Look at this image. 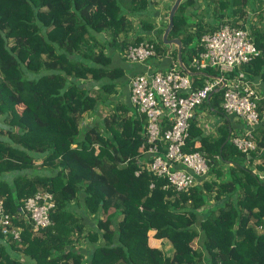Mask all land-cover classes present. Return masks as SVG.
Wrapping results in <instances>:
<instances>
[{
    "label": "trees",
    "instance_id": "1",
    "mask_svg": "<svg viewBox=\"0 0 264 264\" xmlns=\"http://www.w3.org/2000/svg\"><path fill=\"white\" fill-rule=\"evenodd\" d=\"M155 3L0 0V197L12 216L39 188L55 199L52 224L39 235L13 218L21 241L7 240L12 252L0 245V264H24L21 255L30 264H264V100L258 148L245 154L231 141L222 89L211 93L205 105L220 117L218 135L201 132L195 118L183 148L204 153L208 178L177 192L141 161L145 117L111 98L123 70L111 67L109 49L142 42L155 28L146 19ZM263 10L264 0L181 1L168 37L180 39L183 64L199 72L195 87L217 72L188 67L184 53L190 61L200 36L225 21L247 27L260 51L241 67L245 75L263 73ZM154 43L164 52L162 39ZM170 55L176 60V50ZM86 113L93 120L81 126ZM36 160L45 173H34ZM151 230L171 255L148 243Z\"/></svg>",
    "mask_w": 264,
    "mask_h": 264
},
{
    "label": "built area",
    "instance_id": "2",
    "mask_svg": "<svg viewBox=\"0 0 264 264\" xmlns=\"http://www.w3.org/2000/svg\"><path fill=\"white\" fill-rule=\"evenodd\" d=\"M259 53L247 27L225 21L213 31L203 33L197 51L190 56V68L202 71L212 67L217 72L207 77L201 87L194 86L193 76L185 73L173 58L174 62L165 70L148 67L129 78L130 104L146 122L145 143L140 147L148 159L141 161L151 173L167 180L164 187L181 192L208 178V158L204 153L187 152L183 148L190 123L196 117V108L204 105L211 93L219 89L223 91L222 110L228 117L238 118L243 125L242 131L231 137L232 143L245 154L257 150L254 133L262 121L258 104L264 96L258 88L259 82L264 81V71L249 79L241 67ZM124 54L130 62L140 64L159 56L155 43L148 40L128 46ZM54 207L53 193L42 189L28 196L17 215L12 216L6 212L0 197V234L6 240L20 242L21 227L13 222V218H18L30 224L33 235H39L52 224L50 211Z\"/></svg>",
    "mask_w": 264,
    "mask_h": 264
},
{
    "label": "rangeland",
    "instance_id": "3",
    "mask_svg": "<svg viewBox=\"0 0 264 264\" xmlns=\"http://www.w3.org/2000/svg\"><path fill=\"white\" fill-rule=\"evenodd\" d=\"M155 11H154V13H152V14H147V16H146V19L148 20V21H151V22H153L154 23V26H155V28H154V30L150 33V34H145V33H142L141 34V36H142V38H143V41H146V40H148V39H151V40H153L154 42H159L160 40H161V37H160V34H158V33H154L155 31H158V30H160V29H162V28H165V24L167 23V21H166V15H167V13H168V11H169V9L167 8V6L169 5H171L172 4V0H155ZM200 10V12L203 10L202 8H200L199 9ZM257 13H259V11L258 12H253V13H251V18H253V19H258V15H257ZM262 16V15H261ZM262 19V24H264V10H263V17L261 18ZM241 21H239L238 23H240ZM133 23L135 24L134 25V27H133V30L131 31V32H133L134 31V29L136 28L137 29V20L136 19H134L133 20ZM130 32V33H131ZM130 33H129V35H130ZM132 34V33H131ZM130 36H132V35H130ZM104 37H107V35L106 34H104ZM120 38L122 39L123 37H122V35H120ZM130 39H132V38H130ZM196 45V42H192L190 45H189V47H193V46H195ZM160 48L162 49V51H164L163 53H167V50H168V45H166V44H163L162 43V45L160 46ZM173 51H175L174 49L169 53V55L171 54V53H173ZM121 54H122V52H121ZM184 56H185V61L187 62L186 64H187V66L188 67H190V62L188 61V57H187V54H186V51H185V53H184ZM170 57H171V55H170ZM171 59H172V57H171ZM130 62V61H129ZM131 64H138V63H134V62H130ZM115 93H116V90H115V92L114 93H112L113 95H115ZM112 98V97H111ZM113 100H117V98H114ZM206 106V107H205ZM197 111H199V112H204L205 113V115H206V118H203L204 120H202L201 122H198L197 121V126L198 127H200V129H201V132H203V133H206L207 131H209V130H211V128H213V130L212 131H210L208 134H212V135H215V136H217L218 134L217 133H215V131H214V129L218 126V123L220 122L219 121V119H220V117H218L217 119L218 120H216L215 122H213L214 121V117H215V115L212 113V112H210V111H208L207 110V105H201V106H198L197 108ZM104 113H106L105 111H104ZM89 114V113H88ZM87 113L86 114H84L83 115V117H82V120H81V126H83V125H85L86 123L88 124V122H91L92 120H93V117L92 116H89ZM216 115H218V114H216ZM230 117H232L233 119H236V120H238V118H236L235 116H233V115H230ZM4 125V122H3V116L2 115H0V127H2ZM212 126V127H211ZM259 161H257V160H255L254 161V163H258ZM39 164H40V160H36L35 161V165H36V167H35V170H34V173H37V174H43V173H45L46 171L45 170H43V168H41V167H39ZM251 166V168H253V170L254 171H256L255 170V166H254V164H252V165H250ZM257 172V171H256ZM259 176L261 177V178H263V176H264V171H261L260 173H259ZM43 188H39L38 190H42ZM37 190V191H38ZM17 215V214H16ZM252 223V220L250 221V224ZM258 229V228H257ZM260 230V229H259ZM148 240L150 241V243H151V245H153V246H155V247H159V248H161L165 253H167V254H170L171 255V251H172V246L170 245V243L166 240V239H162V240H158L157 238H155V237H153V230H151V231H149L148 232ZM8 243H9V241H7ZM20 242H18L17 243V245L19 244ZM78 246H81L82 244H83V242L82 241H80V242H78V243H76ZM192 247L194 248V249H196V248H198V244H197V240H194L192 243ZM31 263V261L28 259L27 261H26V264H30Z\"/></svg>",
    "mask_w": 264,
    "mask_h": 264
},
{
    "label": "crops",
    "instance_id": "4",
    "mask_svg": "<svg viewBox=\"0 0 264 264\" xmlns=\"http://www.w3.org/2000/svg\"><path fill=\"white\" fill-rule=\"evenodd\" d=\"M154 33H156V31ZM121 52H122V54H121ZM109 53L113 55L112 61H111V67H113V68H119L120 67L123 70V76L121 77V79H119L118 83L115 86L116 93H115V95L112 94V99L117 98V101L126 103L131 109V111L129 112L130 114H132V112H134V111L136 112V110L131 106L130 101H129V78L132 75H136V74L144 72L145 70L148 69V67H150L154 70H165L167 67L170 66V64H172L174 62L173 59H171L172 56L170 57L169 54L163 53V52H161L159 54V56L150 58L149 60H147L143 64H140V63L131 64L129 62V60H127V58L125 57L124 51H121L119 49H115V51L113 49H109ZM258 90L264 96V81L259 82ZM207 110L209 111L208 108H207ZM195 114H196L195 118L197 120V117H198L199 122L202 120V118H206V115L203 111L202 112L196 111ZM214 115H216V114H214ZM217 118H218V116L216 118L214 117L213 122L218 120ZM229 119L231 122L230 123L231 124L230 131H231V137H232L233 135L242 131L243 125H242V122L240 120L233 119L232 117H229ZM262 122H263V119L260 122L259 126H261ZM218 126H219V123H218ZM217 127L214 129L215 133H217ZM212 130H213V128H211V130L207 131L206 133H209ZM257 160L260 162V159H257ZM153 237H154V231H153ZM157 239L162 240L159 238H157ZM3 243L4 244L7 243L5 245V247H7L8 251L12 252V245H8L9 243L7 242V240L0 236V245ZM148 243L151 245L149 240H148ZM151 246H153V245H151ZM153 247H155V246H153ZM156 248H159V247H156ZM159 249H161V248H159ZM13 253L16 254V252H14V251H13ZM171 253H172V251H171ZM19 258L24 264H26V261L28 259L24 258L22 255L19 256Z\"/></svg>",
    "mask_w": 264,
    "mask_h": 264
},
{
    "label": "water",
    "instance_id": "5",
    "mask_svg": "<svg viewBox=\"0 0 264 264\" xmlns=\"http://www.w3.org/2000/svg\"><path fill=\"white\" fill-rule=\"evenodd\" d=\"M182 0H173L169 11L166 15V21H167V25L165 27V29L163 30L162 34H161V39L163 44L168 45V50H167V54H169L173 49L176 50L177 53V63L179 65V67L187 74L194 76V75H200L199 72H193L189 69H187V67H185V65L183 64L182 60H181V50H182V43L180 41L179 38H169V32L173 26V15L176 12L178 6L180 5ZM209 77V76H208Z\"/></svg>",
    "mask_w": 264,
    "mask_h": 264
}]
</instances>
